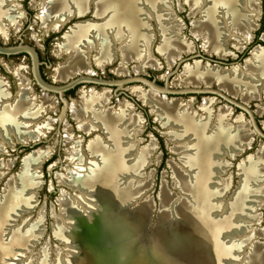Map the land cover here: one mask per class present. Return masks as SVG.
I'll use <instances>...</instances> for the list:
<instances>
[{"label":"bare ground","instance_id":"1","mask_svg":"<svg viewBox=\"0 0 264 264\" xmlns=\"http://www.w3.org/2000/svg\"><path fill=\"white\" fill-rule=\"evenodd\" d=\"M186 2L190 6V14H193L196 9V12L201 16L200 19L195 20L196 22L192 21L191 31L193 37L191 32L190 37L193 40L200 39L202 47L207 53L214 54L218 58L228 55L229 53L224 49V45L230 37V33L227 32H231L230 30L232 29L234 31L232 33L236 32L235 34L238 33L240 36L237 39L239 43L234 44L237 50H241L242 44L248 43L252 39L253 36H251L250 32L254 28V23L249 18L253 15L256 18L258 11H260L256 0H186ZM204 3L208 4L207 8ZM166 5L167 0H41L38 17L41 18L45 31H57L67 18L72 15L82 16L87 13L89 8H93V15L101 20V22L97 23H77L63 35L64 41L61 43L60 48L62 52L66 53L68 58L55 69L54 81L67 82L78 73L86 76L93 75L87 62L90 51L95 52L93 56L94 65L101 69L105 65L112 63L115 59V54L118 52L122 60L120 66L116 68L117 74H126L125 66L128 62L135 61L138 63L135 67L136 73L142 72L145 67L157 65L149 54L150 43L147 42L150 35L145 33L146 23H144L142 16L143 13L146 16V13H152V11L159 17L157 20L159 31L161 32V37L163 36L158 51L168 62V65L181 60L182 53H189L192 50L193 43L184 42L180 38L182 36L179 37L176 34L182 28L181 22L172 20V16L168 18V13L166 15L165 11L168 10ZM18 8L12 0H0L1 36H6L8 29L15 31L20 29L19 19L22 17V13L18 11ZM224 15L228 16L226 17L228 20L220 17ZM218 17L221 19L218 20ZM220 24L222 27H220ZM235 34L231 36H235ZM262 41H264V35ZM251 56L244 63L243 74L239 73L236 67L227 72H222L216 67L202 66L196 62L193 65L185 66L184 72L177 77L174 83L175 85L188 88H198L200 85L207 88L211 84H217L218 89L225 91L228 95L236 92L241 93V96H239L245 104L250 99L258 98L260 92L264 95V49L259 46L256 49L254 48ZM17 80L19 84L17 98L11 103H6L8 93L0 84V138L8 140L11 134H14L12 136L16 137L17 140L14 141L17 143L36 142L50 129L53 120L49 119V121L37 126L34 130H30V124L39 118L44 111L54 108L56 102L54 97L43 92L38 97L39 103L36 104L35 97L29 92L30 88L27 87V79L25 80V77L23 79V76H17ZM93 90H80V103L72 102L68 109L72 119L77 122L81 131L89 134L92 131L99 130L104 135V138L97 136L86 145L85 151L90 159L89 161L83 160L84 156H80L77 145L73 147V155H79V158L75 156V161L78 162L76 163L77 169L79 170H73V172L69 173L65 183L70 188H76L86 193L92 192L90 199L96 203V206H98V201L101 199L102 206H105V209L107 205L110 208V213L114 209L115 212L111 218L107 219L106 217L104 220L102 219L103 221H99L97 227L91 228L86 225L89 220L84 221V218L79 216L78 206L76 207L73 200H71L68 203L69 205L64 208L69 214L68 219L71 218L73 223H70L72 225H66L63 222L62 226L74 228V232L64 228L61 235V240L69 242L71 254L74 253L73 255H75L77 252L79 255L106 256L103 261L101 258L93 256L91 259L86 260V264H121L116 255H133L135 258L129 260L128 264H144V260L142 261L139 255H149L146 259H149L150 264H219L220 257L228 255L229 250L220 244L218 237L221 238L223 237L222 235L230 233L225 232L220 235L221 230L229 224L230 220L223 218L222 220L214 221L209 217L208 214L212 211L210 199L213 194L208 190L207 185L211 180L210 178L213 180L218 178L217 174L219 171L217 172L216 170L222 166V162L219 161V153L221 152L220 155H222L228 153V151L234 152L237 148L241 151L242 145L244 148L249 147L251 139L249 142H245L243 138L244 136L247 137V133H250V131L242 132L240 125L228 123L231 115L228 108H223L215 114V120L212 122L210 120V105L214 102L213 99H204L200 108L204 115L201 117L199 115L198 117L194 115V111L190 110V101L184 104L178 100H167L159 96L157 92L146 91L142 88L132 89V92L141 102L149 105L150 110L161 125L167 126L168 130L170 129L171 134L167 135L168 139H181L176 144L177 146L174 147V150L181 152L180 150L183 147L191 149L192 153L187 163L196 168L195 174L190 181L192 184L189 182L191 176H185V174L177 170L175 172V185L178 187L180 185L182 188L180 192L184 195L186 194V198L196 205L192 208V204L185 200L186 203L182 211L187 213V210L194 209L197 213L191 214L192 216L186 219L183 216L179 217L172 210V216L182 219L185 222V226L183 228L178 227V230L172 232L164 230L166 232L165 235L163 234L164 232L157 237L153 235V238L145 241V245H139L138 243H141L143 236L142 232L145 229L144 226L147 221L149 224L147 218L149 219L150 215L148 216V214L151 213V204L145 203L134 210L116 211V207L128 203L144 189L145 184H138L136 183L137 181L133 182L131 180L123 182V186L117 183L119 176L128 174L129 177L132 174H137L147 163L154 147L151 144L152 146L150 145L141 150L135 148L137 142L134 136L137 134L138 118L134 114H130L129 104L120 102L118 104L119 107H116L115 110L106 108L105 104L110 94L106 90L100 92ZM224 148L225 151L223 150ZM228 148L229 150L227 151ZM2 149L3 145L0 143V152L3 151ZM47 156L48 152L46 151L35 152L34 155L25 161L19 177L13 178L12 182L9 181L10 185L4 201L1 203L4 206L2 207L1 205L0 207V225L5 222L6 210L10 209V206L14 208L19 205L16 204L21 200L19 194L25 192V190L26 193L33 192L37 185V182H35V179H37L35 167ZM258 159L259 157L248 158L247 166L246 168L244 167L243 172V185L233 203L235 207L233 210L242 209L243 204H245L243 198L250 196L251 191L247 184L253 185L249 187L256 190L259 199H264L262 196L264 195L263 183L258 182L260 183L259 186L253 182L254 179L262 180L260 176L263 173L260 171H263V166L260 167L258 165L260 160ZM180 169L182 170V168ZM135 179L137 180V178ZM9 191L12 192L10 200ZM27 196H23L25 202L26 200L29 202L32 198V195L27 194ZM12 197L14 198L13 200ZM253 197L251 196V198ZM251 198L249 199L250 201ZM170 201L171 199L168 197L164 200V204L167 202L169 204ZM96 206L93 207L95 208ZM227 210L222 209V212L226 213ZM82 211L84 212V210ZM94 213L95 210H93L91 215ZM103 213L105 212L103 211ZM60 217L62 218V216ZM157 218L156 223L158 221ZM76 219L78 224L82 225L83 231L81 233L78 230L76 231ZM244 219L246 220V218ZM234 221L236 222V220ZM84 229L86 230L84 231ZM23 237L26 238L25 236ZM58 237L60 236L58 235ZM13 238V242L18 243V236L13 234ZM248 238H250V234L245 235L243 240ZM21 241L26 244L28 238ZM13 242L10 244H14ZM101 242H105L106 245L111 242L115 243L109 247H99L100 249L97 247L91 248L92 245ZM77 247L80 248L78 251ZM6 248L4 244H0V257L7 252ZM253 251L250 254L254 255L252 264H264V254H262L261 250L257 249L255 251L253 249ZM250 255L245 257L246 262L243 261V264H250ZM79 262L81 261H75V264Z\"/></svg>","mask_w":264,"mask_h":264},{"label":"rangeland","instance_id":"2","mask_svg":"<svg viewBox=\"0 0 264 264\" xmlns=\"http://www.w3.org/2000/svg\"><path fill=\"white\" fill-rule=\"evenodd\" d=\"M12 1L19 7L18 11L22 13V17L19 19L20 29H17V31L8 29L6 36L3 37L0 35V45L15 46L20 43L32 47L38 56V68L41 78L51 85H63L66 81L56 82L53 79L55 69L60 64H63L68 58L66 53L62 52L60 48L61 43L64 41L63 35L77 23H97L101 22V20L93 15V8H89L87 13L83 16L71 17L70 20L65 22L57 31H45V28L42 25V20L38 17L40 14L41 0ZM256 2L258 5L257 7L260 8H258L260 11L257 13V19L253 14V16L249 18L252 23H254L255 28L250 32L251 36H253L252 39L248 43H243L241 50H237V47L235 48L234 44L239 43V40L237 39L240 36L238 33L235 34L236 32L232 33L234 32L233 29L230 30L231 32L228 31L227 33H230V37L228 36L229 38L224 45V49L229 54L225 55L223 58H218L214 54H209L203 49L202 41L200 39L195 38L197 40H193L190 37V32L192 34V21H195L196 19L198 20L201 17L200 14L196 12V9L193 14H190L191 9L186 0H170V2L167 0L166 9L168 10H165L166 15L168 13V18L172 16V20H178L181 22L182 28L176 34L179 35V37L182 36L180 38H182L184 42L193 43V51L191 50L192 52L182 53L181 60H178L179 62L176 61L173 64L168 65V62L158 51L161 38L163 37H161V32L159 31L160 29L157 21L159 17L155 15L153 11L152 13H146V16L145 13H143V20L144 23H146V32H143L147 33L146 35H150L149 41L147 42L150 43L149 54L151 58L155 60L157 65L153 67H145L142 72L136 73L135 67L138 63L135 61L128 62L125 66L126 74H117L116 68L120 66L122 60L121 55H119L118 52L115 54L114 61L105 65L101 69L94 65L93 56L95 55V52L90 51V58L88 57L87 59L89 67L93 72V75L90 77L104 81H119L139 77L147 81H152L158 87L166 85L170 90H177L183 86L175 85L174 81L184 72L185 66L193 65L196 62L202 66L216 67L223 72H227L236 67L237 71L239 70L238 72L243 74V67H245L244 63L247 59L252 57V50L254 48L256 49L258 46L264 49V41H262L264 35V0H256ZM204 5H206L205 7L207 8L208 4L204 3ZM220 17H224V19L228 20L226 18L228 16L224 15ZM220 17H218V20L221 19ZM220 27H222V25ZM232 34H235V36H231ZM81 75L85 74H75L69 80L75 79ZM17 76H23V79L25 77V80H28H26L27 87L30 88L29 92L35 97L36 104L39 103L38 97H40L43 92L54 97L56 104L54 105V108L47 109L39 118L35 119L30 124V130H34L37 126H41L49 121V119L53 120L50 129L36 144H32L34 142L31 141L23 143L25 145L17 143L14 141L17 140L16 137L12 136L14 134H11L8 140H2L0 138V143L3 145V151L0 152V202L3 193L6 191V187H9L13 178H16L17 176L19 177L21 174L25 161L37 151L48 152L47 158L42 160L35 167L37 177L35 182H37V185L33 192L26 193L25 190V192H23L24 195L23 193L19 194L21 200L19 203H16L17 201L15 202L19 205L14 208L10 206V209L6 210V217H3L5 222L0 225V244H4L7 247V252L1 255L0 264H75V261L73 262L71 260L74 258V253L71 254L69 242L61 240L62 231L64 228H67L65 225L62 226L63 222L66 225L73 223L71 218L68 219L69 214L64 207L69 205L68 203L73 200L75 206H78L77 211L80 214L79 216L83 217L86 221H90L92 219L91 213L93 210L97 211L99 208L96 206V203L90 199L92 197L90 194H93L92 192H82L76 188H70L65 183L69 173L73 172V170H79L76 165L78 162L75 161V158H79V155H73L72 149L77 145L79 148V154H81L80 156H84V161H89L90 159L85 151L86 145L91 139L97 136H102V138H104V135L99 130L92 131L89 134L84 133L78 128L77 122L72 119L68 106L71 105L72 102L80 103V90L87 91L89 89H94L93 91L96 90L97 92L106 90L107 93L110 94L108 95L110 97H108L105 107L112 108V110L119 107L118 104L120 102H126L129 104L130 114H134L138 118V130L136 129L137 134L134 136L137 142L135 148L141 150L151 144L154 147L147 163L137 172L138 175L132 174L128 177V174H126L119 176L117 183L119 185L122 184L123 186V182L131 180L133 182L137 181L136 183L138 184H145L144 189L136 195L134 199L130 200L131 202L127 208L131 207V210H134L145 203L151 204V213L148 214V216L150 215V227L148 228L147 233L152 231L151 226L157 216L158 221L151 235L147 236V240L154 236L157 237L163 232L165 235L166 230L172 232L179 228H183L176 222V220L174 221L175 217L171 214L172 210L177 213L179 217L183 216L186 219H189L192 215L197 213L194 209L190 211L187 210V213L182 211L183 206H185L184 204L186 203L185 200L188 202L190 201L186 198V194L184 195L180 192V189L182 190L181 186L179 185L178 187L175 185V172H177V170L185 174V176H191L189 182L195 174L196 168L187 163L190 159L189 156H191L192 153L191 149L183 147L180 150L181 152H176L174 147L177 146L176 144L178 141H181V139L169 140L167 135L171 134L170 129L168 130L167 126H162L150 110L149 105L141 102L132 92V89L134 88H142L146 91L153 92H157L156 90L151 89L142 81H128L118 86L104 85L94 82H80L62 93L61 98L67 103V108L62 114L61 111L65 106L64 101L59 99L58 95L54 93H48L41 90L35 84L32 79L29 57L22 53L10 56L0 55V84H2V88L8 93L6 103H11L17 98L19 90ZM200 87L203 86L200 85ZM209 87L212 90L218 89L217 84H211ZM221 91L234 103H230V101L222 99L213 93H187L176 95L157 93L159 96L164 97L167 100H178L184 104H187V102L190 101L189 108L192 112L194 111V115H197L198 117L199 115L200 117L204 115V112L200 109L204 99H213L214 102L210 105V120H212V122L215 120V114L223 108H228L231 114L228 123H231L232 125H240L241 131L243 130L242 132L250 131V133H247V137L244 136L243 138L245 142H249L251 139L248 148H244L242 152H238L237 154L228 151L229 148L227 149L228 153L222 155H220L221 152L219 153V161L222 162V166H220L218 170L214 169L217 172L219 171L217 174L218 178H214V180L210 178L211 180L207 185L208 190L213 194L210 199V204L212 206V212H210V214L213 218L216 217L215 219L219 220L225 216L226 213L231 211L233 215L230 223L231 225L236 223V225L248 223V227H246L248 230H245V232L247 235L250 234V238L247 240H243V233H237L235 230H231L228 235H223V240H225L227 244L228 242H236L239 240L240 248L231 251V254L228 256L230 257L229 259L224 260V257L227 255L220 257V261L224 258L221 264H230V262L231 264H241V262L243 264L245 257L250 255L253 249L255 251L260 249L262 254H264V200L260 202V200L256 198L259 197L258 193L255 189L251 188L253 185L247 184L251 193L250 196L248 195L249 197L247 196V198H243L245 204H243L244 206H242V209L239 208V210H233L230 204L232 205L233 198H235L236 194L240 191L239 186L242 187L243 185L242 169L247 166L248 158L259 157L260 160L258 159V165L260 167L263 166V171H260L263 173L260 176L262 177V180L258 181L259 179H254L253 182L256 183V185H259L260 183L258 182H261L264 186V95L260 92L258 98L250 99L244 104L240 98L241 93L236 92L232 95H228L225 91ZM239 102L243 103L246 110L236 105L239 104ZM60 114H62V117ZM250 115L253 120H251ZM223 150L225 151V148ZM180 168H182V170ZM135 178H137V180ZM190 184L192 183L190 182ZM11 193V191L8 192L9 200L11 198ZM27 194L32 195L31 202H27V200L25 202L23 196H27ZM251 196L254 197L251 198ZM168 197L171 201L169 204L168 202L164 204V200ZM250 198L253 202L249 200ZM13 199L14 198L12 197V200ZM1 205L2 204L0 203V207ZM3 206L4 205H2V207ZM93 206L96 207L94 208ZM227 208L228 210L226 213L222 212V209L225 210ZM82 210H84V212ZM60 216H62V218ZM244 218H246V220ZM234 220H236V222ZM240 220H243V222ZM56 227L60 230L59 232H57ZM147 227L148 221L144 226L145 229L142 234L145 233ZM13 234L18 236V243L13 242ZM58 235L60 237H58ZM27 238L28 241L24 244V241L21 240H26ZM12 242L14 244H10ZM105 242L97 243L95 244V247H109L111 244L115 243L111 242L106 245ZM141 244H144V242L142 241ZM253 256L254 255H250V264H252Z\"/></svg>","mask_w":264,"mask_h":264},{"label":"water","instance_id":"3","mask_svg":"<svg viewBox=\"0 0 264 264\" xmlns=\"http://www.w3.org/2000/svg\"><path fill=\"white\" fill-rule=\"evenodd\" d=\"M85 14V13H84ZM78 17V15H72L70 16L69 18H67V20L65 22H67L68 20H70L71 17ZM83 16V15H82ZM64 22V23H65ZM63 23V24H64ZM87 23V22H85ZM25 54L29 57V60H30V68H31V74H32V79L33 81L35 82V84L43 91H46L48 93H54L56 95H58L59 99H62L61 98V95L64 91L72 88L74 85H76L77 83H80V82H94V83H100V84H104V85H120V84H123V83H126L128 81H142L143 83H145L148 87H150L151 89L153 90H156L158 93H162V94H165V95H176V94H187V93H213V94H216L218 95L219 97H221L222 99H225V100H228L230 101V103H234L231 101V99L228 98L227 95L223 94L222 91H220L219 89H216V90H212L210 87H198V88H188V87H182L180 89H177V90H170L168 89V87L166 85H164L163 87H158L156 86L152 81H147L143 78H139V77H133V78H128V79H125V80H119V81H104V80H101V79H94L90 76H86V75H81L75 79H72V80H69L67 82H65L63 85H59V86H56V85H51V84H48L46 83L40 76V73H39V60H38V56H37V53L35 52V50L32 48V47H29L27 45H22V44H17L15 46H4V45H0V55H4V56H10V55H16V54ZM179 62V61H178ZM218 69V68H217ZM219 70V69H218ZM220 71V70H219ZM223 72V71H222ZM63 100V99H62ZM64 101V100H63ZM65 103V106L63 107L61 113L63 114V112L66 110L67 108V103L64 101ZM236 104V103H235ZM238 107H242L243 109H245V106L243 105L242 102H239V104H236ZM246 110V109H245ZM62 114H60V116L62 117ZM250 118L251 120H253L252 116L250 115ZM61 119V118H60ZM257 131V130H256ZM91 133V132H90ZM259 133V131H258ZM260 134V133H259ZM38 141L32 143V144H36ZM25 145V144H23ZM246 148V147H245ZM248 148V147H247ZM242 150L240 151L239 148L235 149L233 154H237L238 152H242L243 149H244V146L242 145ZM246 168V166H245ZM243 172H244V168L242 169V176L243 175ZM243 184V182H242ZM241 188L239 186V190L241 191ZM8 190V186L6 187V191L5 193H3V196H2V199H1V202L0 203H3L4 201V198H5V195H6V192ZM240 191L236 194L235 198H233L232 200V205L230 204L231 208L234 209L235 207L233 206V203L234 201L236 200V197H238V194L240 193ZM263 196V195H262ZM264 197V196H263ZM134 199V198H132ZM131 199V200H132ZM259 199V197L257 198ZM97 200V199H96ZM260 201L264 200V199H259ZM189 203L192 204V201L189 199ZM96 202V201H95ZM99 204H98V208L99 210L97 209V211H95V213L91 216L92 219L87 222L86 225H88L89 227L93 228V227H97L99 225V221H103L104 218L107 217V219L111 218L112 215L114 214L115 212V209L113 211H111L110 213V208L106 205V209H105V206H102V203H101V199L100 201H98ZM131 201H129L128 203L126 204H123V206H118L116 207V211L118 210H129L131 209V207L127 208L128 205L130 204ZM253 202V201H252ZM137 205V204H136ZM134 205V206H136ZM194 205V206H193ZM133 206V207H134ZM196 205L193 203L192 204V208H194ZM132 207V208H133ZM228 209V208H227ZM230 210V208H229ZM103 211L105 213H103ZM212 212V211H210ZM209 217L211 218V214H208ZM175 217V216H174ZM232 212L229 211V213H226L225 216H223L221 219L219 220H222L223 218H228L230 220L229 224L224 227L222 230H221V233H229L231 230H235L237 233H243L242 236L244 237L245 235H247V233L245 232V230L247 231L248 229H246V227H248V224H243L241 223L240 225H231V220H232ZM235 218V217H234ZM103 219V220H102ZM215 218H211V220H214ZM149 224H148V227L146 228L145 230V233L143 234L142 236V240L140 242H144L143 245H145V241H147V236L153 232V230L155 229V223H156V220L153 222L152 224V231L150 233H147L148 231V228L150 227V216H149ZM176 220V222L181 226V227H184L185 226V222L180 219V218H177L175 217L174 221ZM84 221H86L84 219ZM214 221H218L217 219H215ZM72 225V224H70ZM74 225H75V222H74ZM82 225H79L78 224V221L76 219V231L78 230V232L80 231V233L83 231V228L81 227ZM73 227V226H72ZM197 227V226H196ZM57 229V232H58V227H56ZM66 230H70V232H74V228L71 229V228H66ZM86 229H84L85 231ZM232 233V232H231ZM12 235V234H10ZM223 236V235H222ZM222 239V240H221ZM8 240V239H6ZM218 241L220 242V244L227 248L228 251V255L225 256L223 259L226 260V259H229L230 257H228L230 254H231V251H234L236 249H239L240 248V242L236 241V242H230L228 244H226L225 240H223V237L219 238L218 237ZM139 245H142L141 243H138ZM5 246V245H4ZM75 248V246H74ZM91 248H95V245H92ZM90 248V249H91ZM99 248V247H98ZM102 248V247H100ZM99 248V249H100ZM80 248L77 247V251L79 250ZM95 256L96 258H101L102 261L105 260L106 256L105 255H79V253L76 252V254L73 256L74 258L71 259L72 261H78L80 260L81 262H79L78 264H81L82 262H84L83 264H86V260L88 259H91V257ZM118 257V259L120 260L121 264H128L130 261L129 260H133L135 257L133 255H116ZM141 256V259L142 261L144 260V264H150V261L149 259H146L147 257H149V255H139ZM220 261L219 264H221L222 260ZM146 262V263H145Z\"/></svg>","mask_w":264,"mask_h":264}]
</instances>
